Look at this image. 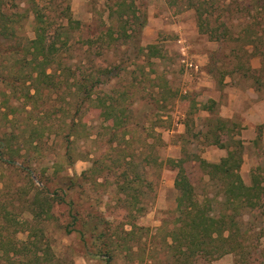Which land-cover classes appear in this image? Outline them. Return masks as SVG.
<instances>
[{"label": "rangeland", "instance_id": "rangeland-1", "mask_svg": "<svg viewBox=\"0 0 264 264\" xmlns=\"http://www.w3.org/2000/svg\"><path fill=\"white\" fill-rule=\"evenodd\" d=\"M117 1L0 0V30L12 26L9 28L13 32L7 30L0 39V77L13 78L16 71L12 64L35 37L37 12L52 21L45 30L49 40L58 44V37L67 39L63 54L62 50L51 54L47 67L48 72L57 69L54 77L62 82L58 86L61 90L40 87L36 92L27 80L25 71H33L29 64L21 69L24 74L20 79L13 78L19 89L0 81V138L20 147L15 162H0V209L14 216L9 225L0 218V225L14 230L13 239L20 245L35 241L41 264H247L238 260L234 251L208 263L201 259L186 262L183 254L163 245L162 240L177 213L174 178L178 168L174 161L183 159L199 200L207 192L216 201L214 212L223 209L219 202L222 196L197 159L217 161L224 151L214 144L208 131H213L220 119L221 107L214 105L210 116L202 109L210 105V97H215L219 105L229 94L233 99L237 112L231 123L226 122L230 131L224 128L217 134L223 143L242 142L243 180L250 183L252 170L264 174V122L252 129L255 120L264 119V45L256 49L241 34L246 24L251 31H262L259 23L264 24V0H236L229 7L232 19L225 22L234 25L230 31L239 34V40L234 36L224 41L199 31L195 11L186 7L190 0H126L146 11L139 36L131 41L120 36L121 25L127 33L139 28L133 22L122 23ZM246 6L250 9L247 12ZM110 32L112 37L119 34L117 41ZM261 38L264 43V36ZM150 44L156 46L158 54L147 58L146 46ZM9 45L17 52L4 53ZM185 61L197 68L187 66ZM76 75L100 79L92 95L94 101L86 100L79 113L74 112L76 95L66 92ZM110 95L118 97L124 117L138 123L134 129H125L131 131L126 142H108L109 129L105 128H110L111 122L98 109L100 99L96 97L108 102ZM243 109H250L246 118ZM71 118H75L76 135L72 136L73 157L68 159L64 135ZM243 123L248 129L244 138L238 135ZM32 129L37 131L33 138ZM119 157L125 158L129 179L140 174L139 180L134 179L137 183L143 180L139 191L119 189L122 178L114 164ZM105 165L111 168L102 170ZM65 174L83 177L73 190V209L78 215L75 225L70 224L68 206L57 199L61 194L57 179ZM44 188L53 198V209L50 219L38 222L30 210L27 191L35 193ZM92 215L105 220L97 230L89 228L83 239L75 229L85 230ZM238 220L242 221V230L250 228L249 233L262 228L261 236L252 241L258 245H248L254 253L248 264H260L264 261V203L243 210ZM99 231L102 234L97 238ZM36 247H29L26 255ZM6 259L2 255L0 264H14Z\"/></svg>", "mask_w": 264, "mask_h": 264}, {"label": "trees", "instance_id": "trees-1", "mask_svg": "<svg viewBox=\"0 0 264 264\" xmlns=\"http://www.w3.org/2000/svg\"><path fill=\"white\" fill-rule=\"evenodd\" d=\"M190 1L189 5L186 7L192 8L195 11L199 21L198 28L201 33H206L209 38L214 40L224 41L226 38L231 39L234 36L237 37L235 40H239V34H235L234 30L232 33L230 31L231 26L234 25H232L231 22L230 25L225 22L226 20L232 19V16L229 17L228 15L231 10L229 7L232 4L237 3L236 0H195L193 3H190ZM116 3L119 7L118 15L122 23L133 22L135 25H137V28H139L137 30L134 29V31L132 30V33H127L126 28H123L122 24L119 34L120 36L123 35V37L131 38V41H134L137 36H139L140 30H142L146 21V11L143 9L140 10L139 6H134L132 2L127 3L126 0H119ZM0 8L2 7L0 6ZM245 8L246 12L250 10L247 8V6ZM225 13H227V15H224ZM34 20L35 37L30 40V45L28 47H24V49H22L21 56L18 57L12 64L13 67L11 68H14L16 71L13 74V78H15V80L20 79L24 74L21 69H23L24 66L28 64L33 65V71L28 70L25 72L27 74V80L31 81L35 91L38 92L40 87L56 89L62 84L61 81H58V79H55L54 77L57 69L52 68L51 71L48 72L47 67H49L48 65L50 64L49 58L51 54L54 56L56 52H60L61 50V54H63V44H65L67 39H65V37L64 39L58 37L57 41L59 42L57 44L55 42L56 40H49L47 38L45 30L46 27L52 23V21L49 22L47 16H44L43 13L37 12ZM9 24H11V22ZM239 24L240 23L235 24V28ZM259 24L262 30L261 32L256 33L255 31H251L252 27L249 26L250 24H246L244 25L245 29L243 33H241L248 40V42H250V44L256 47V49H258L259 45H264V43L261 41V37L264 36V24ZM9 27L11 28L12 26L1 27L3 30H0V39L1 36L3 37L4 33L6 34L7 30L11 31L13 34L12 29ZM248 32L250 34H248ZM253 33L255 36H252ZM108 34L110 37L113 36V33L111 32ZM118 36L112 37L113 40L117 41L119 38ZM122 42H125V40ZM142 50L144 51V48H142ZM146 50L147 58L157 56L158 54L156 46L153 44L147 45ZM3 52L10 55L11 53L13 54L17 51H15L13 45H9V47L4 48ZM252 53L254 54V52ZM28 55H30L29 58ZM262 58H264V51L262 52ZM263 61L262 66L264 67ZM249 70L252 71L250 67ZM98 72L103 73L105 71L103 69H99ZM13 78L5 75L0 77V81L9 85L10 87L19 89L20 86L15 83ZM71 80L72 83L67 86L66 92H73V95H76L74 97L76 98V102L74 103V112L76 111L79 113L84 108L86 100L91 99L94 101V97L92 95L94 93V88L97 87L100 79L97 76L95 78H85L83 75L82 77L81 75H76L75 78H72ZM42 81H44V83ZM38 83L41 84V86H38ZM59 89L61 90L60 87L57 90ZM27 96V94H24V97ZM29 96H31V94ZM96 98H98V100L100 99V101H98V109H100V111L103 112V115H105L106 118L111 122V127L105 128L106 130L109 129L108 142L110 141V143H112L115 140L118 141V143L122 141L126 142V140H128L127 138H129L127 137V133L131 132V129H134L138 126L137 121L130 120V116L124 117V108L120 106L118 97L110 95L108 97L110 98V101L108 102L101 100L99 96ZM74 122L75 118H71L70 123L67 125V134L64 135V138H66L65 140H68L64 152V154L68 156V159L73 157L71 147L74 143V140H72V136L76 135L74 131L76 125ZM226 122H228V120L218 119L213 131H211V129L208 131L213 134L214 144L219 148H225L227 154L218 162H209L202 157H197L199 166L205 172L208 178L212 180L214 187L217 190V194L222 196V200L219 202L221 203L223 209H220L217 214L214 212V203H216V201H213L207 192L202 193V200L198 199L199 195L196 193L194 185L191 183L185 172L186 170L183 166V159L180 158L174 161L177 162L176 166L178 168L174 178V187L178 190V196L176 198L177 213L173 217V220L175 221L171 222L170 229L165 232V236H163L162 244L168 245L170 248L177 251L178 254H183L185 256L184 260L186 262L201 259L202 262L208 263L226 252L234 251L236 252V256H238V260L241 259L242 263L248 264L254 259V253H252L251 248L248 245L253 244V246L256 247L258 244H254L252 241L256 242L257 237L259 238L261 236L262 228L259 227L257 232L252 231V233H249L250 228L242 230V221L238 219L240 215L242 216L243 210L263 206L264 174L259 171L255 172L252 170L250 184L244 183L239 172L243 160L242 142L237 140L232 144L223 143L220 139V136L217 134L218 130L221 131L224 128L230 131L229 128L226 127ZM126 128H129L130 130L127 131L125 130ZM13 134L14 133H10V136H14ZM36 134L37 131L32 129L30 132L31 137L33 138V135L35 136ZM18 137L20 136H17V138ZM32 144L33 141L31 142V145ZM233 144L235 145L234 147H232ZM0 147H2V152L0 153V162L5 164H12L15 162L17 159V154L20 152V147H13L10 144L8 145L5 139L2 138H0ZM120 152L123 153V149H120ZM124 160L125 158L119 157L114 163L115 168H117L116 171L119 172V178H122V184H120L119 189L125 191L128 188H131L132 190L135 188V193L136 190L139 191V188L137 187L141 185L143 180L140 183L135 182L136 180L134 181V179L139 180V173L133 175L132 179L128 178L129 175L127 174V168L124 165L126 162ZM99 163L103 164L102 161ZM105 166L107 167H102V170H104V168H111L108 167L109 165ZM86 172L87 171H85L83 175ZM81 180H83L82 176H71L68 174L60 176V178L57 179L59 182L58 187L61 189V194L57 199L61 202V204L63 203L68 206L71 218L70 224L74 225L77 223L78 215L73 209L75 199L72 196L74 194L73 190L77 186H80ZM146 186L149 187L150 182L146 183ZM49 193L50 192H48L47 188L35 193H28L27 191V194L30 197V210L38 222H42V220L45 219H50L52 214L53 198ZM129 201L130 200H128V202ZM10 213L11 211L8 212L4 209H0V218L6 219L4 223H7V225L11 224L9 221H11V218H14V216H8ZM104 220L105 219L100 216L92 215L89 219V223H86L85 230L81 228L75 230L80 232L82 238L85 239L84 237L87 230L89 228H91V231L97 230L100 222H103ZM14 232V230L12 232L9 231L7 226L1 227L0 225V258H2L3 255L7 258L6 260H9V262L14 264L43 263V261L37 259L41 256V253H39L37 249L38 247H36L37 243L35 241L29 243L28 241L25 244L20 245L17 243L16 239H13ZM101 234L102 231H99L96 235L97 238H99ZM254 235L255 238H253ZM34 236L37 237V234L34 233ZM31 246L36 247L35 250H32L30 255H26V252L30 251L29 247ZM262 256H264V249ZM255 258H258V256ZM262 262L264 261H261L260 264H262ZM44 264H47V262L44 261Z\"/></svg>", "mask_w": 264, "mask_h": 264}, {"label": "crops", "instance_id": "crops-1", "mask_svg": "<svg viewBox=\"0 0 264 264\" xmlns=\"http://www.w3.org/2000/svg\"><path fill=\"white\" fill-rule=\"evenodd\" d=\"M212 98V99H211ZM208 100H210V105H204V106H202L203 108V111L206 113V116H210V114H211V110H212V108L214 107V105L216 106H220L221 108H220V114H219V118L220 119H222V120H228V123L230 122L231 123V121L233 120V117H234V115H235V113L237 112V110H236V108L234 109V106H233V102H232V97H231V95L229 94V96L226 98V102H224V103H222V104H220L219 105V102L217 101V99H215V97H210ZM199 104V103H198ZM250 110V109H249ZM249 110H247L246 112L244 111V109H243V111H242V114H243V116H245V118L247 117V115L249 114ZM209 119V118H208ZM207 119V120H208ZM245 120V119H244ZM246 122V124H248V122H249V120H246L245 121ZM262 122H264V119H262V118H258L257 120H255L253 123H252V125H254L253 127H252V129H254L255 128V126L258 124V123H262ZM240 134L238 133V135L240 136L241 135V137L242 138H244V134H245V132H248V129L247 128H245V123H243L242 124V128L240 129ZM219 148V147H218ZM224 149V151H222L223 153H222V156H220L219 157V159L217 160V161H212V162H218L222 157H224L226 154H227V151H226V149L225 148H223ZM205 160H207V161H209V162H211L209 159H206L205 158ZM243 166H244V158H243V160H242V163H241V166H240V175H241V177H242V168H243ZM242 179H243V177H242ZM244 181V180H243ZM244 183L246 184V182L244 181ZM247 184H250V183H247Z\"/></svg>", "mask_w": 264, "mask_h": 264}, {"label": "built area", "instance_id": "built-area-1", "mask_svg": "<svg viewBox=\"0 0 264 264\" xmlns=\"http://www.w3.org/2000/svg\"><path fill=\"white\" fill-rule=\"evenodd\" d=\"M186 62V65L189 66V67H193V68H197V65L196 64H193L192 62Z\"/></svg>", "mask_w": 264, "mask_h": 264}]
</instances>
